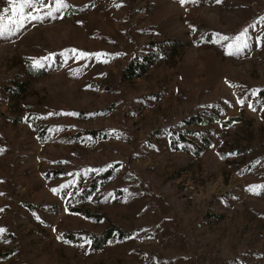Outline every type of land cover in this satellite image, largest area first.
<instances>
[{
    "label": "rangeland",
    "instance_id": "374dc122",
    "mask_svg": "<svg viewBox=\"0 0 264 264\" xmlns=\"http://www.w3.org/2000/svg\"><path fill=\"white\" fill-rule=\"evenodd\" d=\"M66 2L0 39V264H264V0Z\"/></svg>",
    "mask_w": 264,
    "mask_h": 264
},
{
    "label": "snow or ice",
    "instance_id": "6c2138e0",
    "mask_svg": "<svg viewBox=\"0 0 264 264\" xmlns=\"http://www.w3.org/2000/svg\"><path fill=\"white\" fill-rule=\"evenodd\" d=\"M188 2L195 3L196 0H179L181 6L185 5ZM216 3H221V0H216ZM7 4L11 9V15H7V8L4 9V15H0V39L10 38L12 35L20 32L28 23H31L33 21L42 23L46 18H63L62 15L60 17H57V14H62L65 9H68L70 7L66 0H48L47 3H45V0H7ZM114 6L121 7L122 5L114 3ZM45 9H47L46 12ZM5 19H7V23H4ZM257 23L264 24V17H261L257 21ZM253 27H255V25H253ZM213 42H218L221 44V46L225 47L227 55L237 54L242 51V49L249 47L248 31L247 29H245L239 36H236L234 38L216 34ZM258 43L264 44V39L258 40ZM70 51L78 59L87 58L92 55L89 53L79 52L76 49H71ZM95 55L97 59H100L102 55L106 54L97 53ZM51 59L52 57L49 56L44 58V61ZM32 66L35 68H41L44 66V62L40 60H34ZM253 95H256V93L254 92ZM238 103L243 105L244 101L239 100ZM249 107L251 108L252 106L249 105ZM252 110L255 111V108H253ZM67 115L76 114L68 113ZM3 151L4 149H0V154H2ZM257 188H259L260 190H264V185L250 187L248 190L254 195H259L260 191H257ZM52 191L55 193L57 190L53 189ZM0 195H3V193H0ZM0 211H2V209H0ZM5 232L6 229L0 228V237H2ZM59 238L62 239V237ZM83 240L85 244L90 245L92 243L91 239H88L86 237L83 238ZM81 247H83V245H81Z\"/></svg>",
    "mask_w": 264,
    "mask_h": 264
},
{
    "label": "trees",
    "instance_id": "16d2710c",
    "mask_svg": "<svg viewBox=\"0 0 264 264\" xmlns=\"http://www.w3.org/2000/svg\"><path fill=\"white\" fill-rule=\"evenodd\" d=\"M152 64V61L149 58H145L142 63H140L139 65H130L129 67V73L132 76H139L143 73H145L148 69V67ZM197 123H202V120L200 119V117H190L187 120L183 121V125L185 126H189L192 124H197ZM91 135H96L97 133L95 131H92L90 133ZM111 174L109 173V171H106L105 173L102 174L101 178L107 179ZM114 234L117 235V237L119 238H123L125 237L127 234L115 229L113 230H108L106 231L103 236L100 237H90L91 241H92V246L93 248L97 249L99 248L107 239L111 238Z\"/></svg>",
    "mask_w": 264,
    "mask_h": 264
},
{
    "label": "crops",
    "instance_id": "0c3cea01",
    "mask_svg": "<svg viewBox=\"0 0 264 264\" xmlns=\"http://www.w3.org/2000/svg\"><path fill=\"white\" fill-rule=\"evenodd\" d=\"M5 161H6L5 156H0V187H3L4 184H6L7 188L9 189L10 187H16V185L18 184L17 178L23 176L20 173H18L15 167H11V166H9L8 172L5 173L2 169Z\"/></svg>",
    "mask_w": 264,
    "mask_h": 264
}]
</instances>
